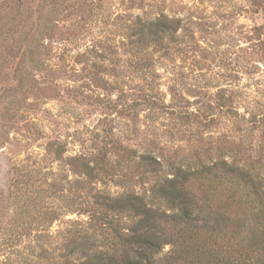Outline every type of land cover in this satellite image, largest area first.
I'll list each match as a JSON object with an SVG mask.
<instances>
[{"label": "rangeland", "instance_id": "obj_1", "mask_svg": "<svg viewBox=\"0 0 264 264\" xmlns=\"http://www.w3.org/2000/svg\"><path fill=\"white\" fill-rule=\"evenodd\" d=\"M1 16L0 264H34L50 240L41 218L9 201L17 169L54 193L55 208L65 213L50 231L53 248L67 222L85 219L68 213L83 185L54 162L50 141L66 157L90 155L94 136L113 130L165 167L234 159L264 179V0H0ZM163 17L179 22L176 38L141 53L149 68L133 74L130 27ZM82 54L108 75L116 70V78L100 74L114 90L90 85ZM139 94L158 106L123 112L122 103ZM220 97L232 100L233 114ZM45 181L57 189L42 187ZM97 189L122 191L113 184Z\"/></svg>", "mask_w": 264, "mask_h": 264}, {"label": "trees", "instance_id": "obj_2", "mask_svg": "<svg viewBox=\"0 0 264 264\" xmlns=\"http://www.w3.org/2000/svg\"><path fill=\"white\" fill-rule=\"evenodd\" d=\"M4 20L1 16L0 24ZM180 28L178 21L165 17L131 26L129 54L137 57L136 64L129 65L132 73L140 75L149 68L140 63L141 53L154 51L165 40L173 42ZM80 60L93 88L114 90L115 84L100 78L109 69L91 63L87 54ZM108 76L116 78V70ZM231 102L220 97L228 115L233 114ZM143 105L158 106L155 97L139 94L122 103V109L132 114ZM102 134L94 136L95 151L90 155L66 157L60 144H48L54 162L64 165L60 169L81 180V201H73L68 213L85 218L69 221L56 232L60 239L54 248L50 240L56 236L50 231L65 216L54 206L57 196L31 183V175L23 170L14 173L11 205L41 218L50 239L34 264H264V179L251 166L219 158L165 167L148 151L142 154L123 144L113 130L103 129ZM110 184L121 193L97 189ZM41 185L56 188L46 181ZM43 200L45 207L39 204ZM39 229L31 228V233L36 236ZM166 247L169 254L161 257Z\"/></svg>", "mask_w": 264, "mask_h": 264}]
</instances>
